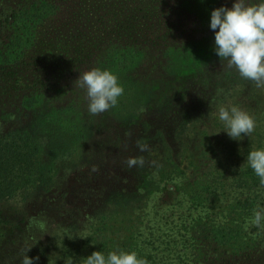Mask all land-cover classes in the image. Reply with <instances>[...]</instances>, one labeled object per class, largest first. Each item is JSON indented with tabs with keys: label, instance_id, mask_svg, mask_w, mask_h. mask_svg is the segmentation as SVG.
<instances>
[{
	"label": "rangeland",
	"instance_id": "obj_1",
	"mask_svg": "<svg viewBox=\"0 0 264 264\" xmlns=\"http://www.w3.org/2000/svg\"><path fill=\"white\" fill-rule=\"evenodd\" d=\"M234 2L0 0V136L15 130L32 133L43 144L52 168L47 185L25 189L11 200L0 202V264H21L29 248L27 255L33 251L34 258L38 257L35 264H74L72 252L80 256V246L84 245L91 229L102 227L104 214L107 228L115 229L116 235L121 234L119 229L125 231L131 224L138 226L145 236L154 231L159 239L149 248L156 259L164 257L170 264H264V227L249 224L245 230L244 225L229 242L213 246L199 243L195 229L202 230L208 219L209 222L222 219L224 209L233 203L230 198L199 203L191 201L186 194L170 192L181 183L183 169L192 167L189 165L191 154L184 147L192 151L206 149L205 142H193L194 114L190 121L183 118L182 106L186 101H182L180 94L176 95L181 91L170 90L171 109L175 113H152L150 116V132L162 127L163 140L150 141L149 151L126 152L123 149L121 155L118 150L122 133L125 126L130 127L132 119L121 115L119 102L101 114L92 115L88 111L86 90L76 86L43 88L42 85L78 59L86 60L83 73L99 68L102 63L105 68L101 70L111 72L108 69L111 66L104 63L106 55L112 54L114 58L113 55L149 53L151 61L153 56L154 63L158 64H147L152 78L165 77L171 83L168 88L175 83H185L188 97L198 84L203 92L209 93L216 69L222 67L223 71L218 70L223 75L235 70L215 64L218 55L214 51L215 32L210 28L211 11L222 6L231 8ZM245 2L256 4L264 0ZM193 44L203 50L202 63L198 65L189 56ZM143 67L141 64L140 76L135 78L139 92L146 95L148 101L143 99L149 106L164 104L166 91L154 95L156 88L152 86L156 85L147 84ZM142 72L145 74L141 75ZM202 73L209 79L203 80ZM223 83L225 86L211 100L213 113L228 104L240 108L239 98L233 104L232 97L239 85ZM33 91L41 95L40 103L27 107L22 103L23 98ZM260 101L264 102V97ZM55 105L61 112H55L59 109L52 108ZM144 105V101L138 103L139 110ZM252 106H256L255 101ZM88 117L91 119L86 136L82 143L74 146L73 137L63 125L69 126L70 121ZM187 127L191 133L183 136ZM214 145L218 146V140ZM140 156L145 159L143 167L127 166L130 157ZM109 163L123 164L128 171L126 177L131 181L135 177L143 180L144 173L150 170L148 176L154 174L158 185L151 191L146 186L139 193L132 190V197L138 201L134 207L118 205V189L100 186L111 172ZM167 170L172 173L168 180ZM187 172L189 175L192 171L188 169ZM117 180L118 184L122 182L120 177ZM121 184L128 185L124 181ZM146 200L144 209L140 204ZM259 202L256 205H260ZM138 217H143L144 222ZM181 238L184 240L175 245Z\"/></svg>",
	"mask_w": 264,
	"mask_h": 264
},
{
	"label": "trees",
	"instance_id": "obj_2",
	"mask_svg": "<svg viewBox=\"0 0 264 264\" xmlns=\"http://www.w3.org/2000/svg\"><path fill=\"white\" fill-rule=\"evenodd\" d=\"M191 50L193 52L189 55L190 60L194 61L196 65L201 64L203 50L197 44H193ZM167 52H170V50H167ZM149 55V53L113 55L114 58H112V54L105 56L104 63L111 66L108 69L117 76L119 85L124 89L123 94L118 100L120 103L118 110L122 116H128L129 119H132V123L129 125L130 127L125 126V130L124 126L122 127L124 132L122 133L123 138L121 137V148L118 150V153L122 155L123 149L126 152L139 150L137 142L149 145L150 141L157 143L163 140L162 127L150 132L152 129L150 116L152 113H171L173 111L171 109L173 105L171 103L172 97L170 90L183 91L182 93L176 94H180L179 96L183 98L182 101H186L182 106V116L185 120L190 121L193 118L192 114H194L193 123L195 125L192 132L195 136L193 142L199 141L201 144L206 143V149L192 151L188 149V146L184 147V150L189 151L191 154L189 156V165L192 167L183 169L180 174L182 176L181 183L174 189H170V192L186 194L191 201H198L199 203L203 202V200L220 201L223 198H230L233 203L224 209L225 213L222 219H211L210 222V219H208L202 225V230L195 229V233L198 232L200 237L199 243L203 246L205 244L213 246L215 243L229 242L234 235L239 234L240 229L246 223L250 224L254 210L257 209L256 203L261 201L259 202L261 203L260 205L264 206V187H261L260 178L247 163V155L250 151L264 150V102L260 101L264 97V86L257 87L255 82L242 78L235 70L223 75V72H221L223 68L219 67L218 69L221 71L216 69L217 73L211 77L214 85L209 93L203 92L202 88H199L200 84H198L193 87L191 95L188 97V87L185 83L181 85L175 83L172 84L173 87L168 88L167 86H171V83L165 77L162 78L158 75L152 78L147 64L156 63H154L155 57L152 56L153 61H151ZM215 61V64L219 66H227V61L220 60L218 56H216ZM83 64H87L84 59L71 62L69 67L57 77L53 76L52 79L43 82V88L75 86V81L79 78L80 74H83ZM141 64H144L142 70H146V75H144V72L141 75L145 76V80L148 82L147 84L156 85L152 86L156 88L154 95L158 91H166V102L164 104H152L149 106L146 95L139 92L138 86L135 83L137 79L135 78L140 76L139 69ZM89 67L87 66V68ZM101 67L104 69L105 65L102 63L99 68L101 69ZM211 68L212 66L209 65V71ZM205 74H200L202 79L204 80L206 77L209 79V76ZM225 81L226 83H236V85H239L238 90L235 92L236 95L232 94L234 98L233 104L239 98V109L246 112L255 121L254 132L249 136L241 134L242 138L239 140H234L228 136L224 123L218 119V113H213V107L210 105L211 100L225 86L223 83ZM142 85L145 86V84ZM32 93V95H25L23 98L22 103L27 107H32L34 104L40 103L39 97L41 95L34 93V91ZM143 101L145 105L139 110L138 103L142 104ZM254 101L256 106H252ZM231 107L228 104L226 108L230 110ZM52 108H59L55 112H61L59 106L55 105ZM74 109L76 108L74 107ZM175 112L173 111L172 113ZM90 119L91 117L78 119L76 122L71 123L70 121L69 126L63 125L64 129L68 131V135L73 137L72 144L74 146L83 142L86 136V127ZM190 133L191 129L187 127L183 132V136ZM216 140H218V146L214 145V141ZM39 142L32 133L19 130L10 131L0 136V202L11 200L20 191L32 187L44 186L50 182L52 168L50 167L43 144ZM186 142L190 144L188 139ZM108 167L111 170V172L108 171L110 179L106 177L108 179L102 181L100 186L102 189H118V205L133 206L138 201H136V197H132V190H136L139 193L146 186L151 191L158 185L154 174L148 176L151 173L150 170L144 173L143 180L135 177L131 181L126 177L128 171H126L123 164L113 165L109 163ZM188 169L192 171L189 175H187ZM165 173L167 180L171 178L172 173L170 171L167 170ZM163 176L165 177V174ZM117 177H120L122 182L124 181L128 185L121 184L122 182L118 184ZM140 205L145 209L147 200ZM204 205L206 206L207 204ZM138 207L140 208V206ZM105 217L104 214L101 220L102 227L91 229L86 236L84 245L79 248L80 256H76L71 251L74 264H84L85 259L94 251H101L105 258L111 252H116L117 254L120 252H135L137 253V258L145 260L146 264H156L158 261L161 262L157 264H170L164 257L156 259L155 253L149 248L151 244L156 243L158 238L154 231L151 230L149 236H145L139 230L138 226L130 223L131 225L125 227V231L119 229L121 234L116 235L115 229L109 230L107 228ZM138 219L141 221L144 220L143 217H138ZM262 224H264V221H262ZM105 230H109V232L104 233ZM262 231L264 232V228ZM117 237L121 238L118 240ZM172 240L170 239V242ZM183 240L182 238L181 240L178 239L175 245ZM184 242L187 243L186 241ZM37 249L38 247L34 244V250ZM152 249L155 250L153 245ZM29 257H35L33 251L29 254ZM177 258L180 259L181 255L178 254Z\"/></svg>",
	"mask_w": 264,
	"mask_h": 264
},
{
	"label": "clouds",
	"instance_id": "obj_3",
	"mask_svg": "<svg viewBox=\"0 0 264 264\" xmlns=\"http://www.w3.org/2000/svg\"><path fill=\"white\" fill-rule=\"evenodd\" d=\"M210 28L215 32L214 51L220 60L227 61L229 69H235L239 75L255 82L257 87L264 86V2L247 4L245 0H235L231 8L219 7L211 11ZM75 86L86 90L88 111L92 115L101 114L114 107L123 94L117 77L108 70L93 68L79 75ZM219 120L224 123L225 131L234 140L249 136L255 130V121L246 112L236 106L230 110L226 107L218 109ZM141 152L149 151L147 144L137 142ZM127 166L143 167V156L130 157ZM155 163V162H152ZM247 163L260 178L264 187V150H252L247 155ZM95 167L93 171H95ZM179 182V181H178ZM264 208L259 204L250 221L252 226L264 227ZM249 224H245L248 230ZM29 248L27 252L30 250ZM26 254L21 264H34V259ZM84 264H146L138 259L135 252H111L105 258L101 251H94Z\"/></svg>",
	"mask_w": 264,
	"mask_h": 264
}]
</instances>
